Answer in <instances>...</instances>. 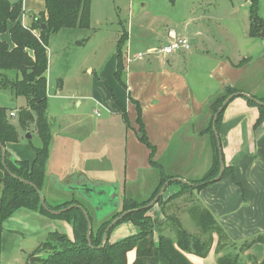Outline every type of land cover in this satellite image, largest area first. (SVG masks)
<instances>
[{
  "label": "crops",
  "instance_id": "obj_1",
  "mask_svg": "<svg viewBox=\"0 0 264 264\" xmlns=\"http://www.w3.org/2000/svg\"><path fill=\"white\" fill-rule=\"evenodd\" d=\"M17 1L22 3L24 14L19 21L24 26L30 25L29 14L44 11L42 0ZM156 4L178 13L177 17L165 14L157 24L140 22L139 28L123 29L124 85L114 77L117 42L108 74L90 82L99 115L94 109L89 115L70 112L50 124L52 139L41 197L52 206L75 199L100 224L121 207L125 197L140 201L150 196L161 173L150 164V149L139 139L136 104L154 147L152 160L171 176L170 181L201 178L214 156L213 139L207 131L212 119L209 105L226 87H233L240 94L223 108L217 130L223 167L232 169L233 178L220 177L166 201L179 190L178 184L168 182L162 193L165 203H155L148 213L154 223V240L159 229L168 226L166 216L175 214L183 226L194 227L197 236L204 238L189 214L194 208L211 213L223 235L221 240L217 233L211 235L205 256L185 253L194 264H218V258L229 254L236 256L238 264H264V121L256 125L258 108L247 100L264 98V43L247 34L250 0H158ZM259 13L264 17V0L258 1ZM171 36L187 37L190 50L136 57L138 52L166 44ZM76 105H81L80 100ZM30 128L35 129L30 124L28 133ZM11 143L6 150L13 160L33 159L15 156ZM2 176L0 169V179ZM76 184L114 185L121 204L99 218L92 208V214L89 211L93 204L88 191L67 188ZM1 188L0 184V195ZM120 225L114 227L115 234L110 232V242L135 233L131 222ZM53 231L72 237L69 221L17 208L2 223L0 264H24L27 255ZM134 256L132 253L130 260Z\"/></svg>",
  "mask_w": 264,
  "mask_h": 264
},
{
  "label": "trees",
  "instance_id": "obj_2",
  "mask_svg": "<svg viewBox=\"0 0 264 264\" xmlns=\"http://www.w3.org/2000/svg\"><path fill=\"white\" fill-rule=\"evenodd\" d=\"M44 11L33 18L29 26H23L19 21L22 12L20 1L10 2L0 0V35L8 34L10 42L0 39V88L10 90L14 96H23L26 105L20 110L19 127L27 129L30 124L39 135L41 145L34 147L32 160H13L6 150V144L15 142L18 138L16 128L8 122L4 108L0 107V169L3 176L0 179V236L3 221L17 208L26 207L38 210L40 213L69 221L72 226V237L65 233L53 231L48 234L34 252L27 255L24 264H127V254L134 250L135 256L131 264H194L185 256V253H195L205 256L212 243L211 235L217 233L219 239L223 235L220 226L209 211L198 208L191 209L195 213L200 232L204 238L192 235L179 226L176 239L165 234L153 238L152 218L147 215L150 207L145 204L153 199L160 191L161 186L169 180V184L179 185V190L167 198L169 201L191 189H199L214 181L220 170V158L217 141L212 129V119L207 128L213 139L214 156L212 165L199 179L192 180V184L179 180L170 181L161 166L152 160L154 147L148 141L144 132L140 116V107H137V123L139 125V139L150 149L149 162L160 173V182L153 192V196L144 203L125 197L122 200L121 211L111 219L127 211L116 224L108 231L106 228L111 220L100 222L95 231L90 229L87 238L90 216L84 206L77 200L63 202L52 206L48 203L44 207L41 203L40 188L42 186L45 168L48 162L51 145V131L48 123L47 108V79L48 68L47 45L52 33L64 28H87L90 23L91 0H42ZM174 2V0H169ZM34 30H38V34ZM248 36L260 38L264 43V17L258 14V0H250L248 6ZM125 41V32L116 45V68L114 77L124 85L122 75L124 71L122 46ZM11 43V46H10ZM14 70L20 76L10 81L4 71ZM236 88L226 87L216 96L209 105L212 118L225 99L236 93ZM114 101L120 105L113 96ZM247 98L248 104L256 106L259 111L256 125L264 121V98ZM218 114L215 127L218 130L222 113ZM124 116V115H123ZM125 117V116H124ZM232 176V169L224 166V176ZM233 178V176H232ZM155 203L163 204L162 195ZM73 204L69 209L53 213L61 208ZM122 222H131L136 232L119 240L110 242L109 235L113 227ZM106 233V240L104 234ZM264 242V241H263ZM218 264H238L236 256L232 254L218 258Z\"/></svg>",
  "mask_w": 264,
  "mask_h": 264
},
{
  "label": "rangeland",
  "instance_id": "obj_3",
  "mask_svg": "<svg viewBox=\"0 0 264 264\" xmlns=\"http://www.w3.org/2000/svg\"><path fill=\"white\" fill-rule=\"evenodd\" d=\"M156 2H158V0H91L89 27L64 28L50 35L47 45L48 70L46 72V115L49 125L54 122H60V119L66 118L64 115L70 112L72 114L81 113L83 115H89L91 109L101 112V109L95 104L96 98L90 90V82L98 79L100 76L102 77V73H105V75L108 74L112 66L111 59L115 52V45L123 29L127 30L128 27L139 28L140 22L157 24L159 22L158 20H163H161L159 16L164 17L165 14L168 18L177 17L178 13H175L173 10L166 11L161 5L156 4ZM145 3L147 4L144 7L135 9V6H140ZM151 8H154V12H152ZM215 9L216 8L213 7V10ZM153 13L156 15H153ZM38 15L39 13L29 14L30 24L33 18ZM259 15L261 16L260 13ZM157 26L159 27V24ZM34 31L38 34V30ZM7 35V33L0 35V39L9 40ZM4 73L10 81H15L20 76L16 71L11 69L4 71ZM85 96H91L93 100L89 101V98ZM77 100H80L81 105H76ZM25 104L26 100L23 96H14L10 90L0 88V107L4 108L8 122L16 128L18 133L17 140L9 145L10 149L15 156L19 158H24L25 156V158L30 159L34 157V147L40 146L41 142L35 129L30 128L31 132L29 134L31 137L26 138V129L23 130L19 127L20 110ZM92 106L93 108H91ZM11 112L14 113L13 116L10 115ZM168 181L169 180L166 182L168 183ZM184 183L192 184L191 181ZM115 190L116 188L114 185H102L101 187L93 188L90 195L94 201H99L101 204H99V206H90V213L92 214L93 210L96 212L97 217H99L106 211L116 206L119 207L121 204V196L119 195V190H116L117 194H115ZM152 196L153 193L146 199L138 202L144 203ZM153 199L145 204L147 207H150L148 212L151 207L155 205ZM90 208H92V210ZM119 211H121V207L104 219L111 220V223L116 218H119L117 220L119 221L127 212L125 211L114 219H111L114 215L118 214ZM148 212L147 215L150 216ZM189 215L191 218H196L195 215L194 217L191 214ZM90 216L92 231H95L99 221L95 220L93 214ZM166 219H168V226L159 229V234H165L170 237L173 236L176 239V231L178 229L180 230L179 226H177L178 224L189 234L198 235L194 227L188 226L187 224L183 226L181 221L176 217V214L168 218L166 216ZM117 221L113 223V225L116 224ZM120 224L116 225L117 229ZM122 226L123 225H120V227ZM107 228L109 229L110 227L108 226ZM107 228L106 231H108ZM117 229L113 227L111 234H115ZM195 229H198V227ZM132 253L134 254L135 251L132 250L131 253L127 254V264L133 262V260H130Z\"/></svg>",
  "mask_w": 264,
  "mask_h": 264
},
{
  "label": "water",
  "instance_id": "obj_4",
  "mask_svg": "<svg viewBox=\"0 0 264 264\" xmlns=\"http://www.w3.org/2000/svg\"><path fill=\"white\" fill-rule=\"evenodd\" d=\"M10 2H16L17 0H9ZM135 8H136V6H135ZM240 93H238V92H236V93H234V94H232V95H230V96H228L226 99H225V101L222 103V105L217 109V111L214 113V116H213V120H212V126H213V132H214V134H215V137H216V141H217V146H218V151H219V158H220V170H219V173H218V175L214 178V180H218L221 176H222V174H223V162H222V157H221V153H220V145H219V139H218V136H217V129H216V127H215V123H216V120H217V117H218V114L220 113V111L226 106V104L229 102V100L233 97V96H237V95H239ZM254 101H256V102H258V103H263V102H260L259 100H256V99H254ZM31 136H30V134L27 132V134H26V138H30ZM179 181H182V180H179ZM77 186H68L67 188L68 189H78V190H82V189H84V191L86 192V191H88L89 193H88V195H87V197H89L90 198V200H91V203L93 204V205H98L99 206V204H101V203H99V201H94V199H92V197H91V195H90V192H91V190L93 189V188H95V187H88V186H80V185H78V184H76ZM167 185V182L166 183H164L163 185H162V187H161V189H160V191L157 193V195L154 197V199H153V203H155L157 200H158V198L161 196V194L163 193V191H164V189H165V186ZM99 187V186H98ZM115 194H117L116 193V190H115ZM41 203H42V205L44 206V207H46V204H45V202H44V199H42V197H41ZM72 205H70V206H68V207H66V208H63V209H60V210H56V211H51V212H53V213H59V212H62V211H65V210H67V209H69L70 207H71ZM109 211V210H108ZM107 212V211H106ZM104 215V213L103 214H101L100 216H99V218L100 217H102ZM119 218H116L110 225H109V227H111L112 225H113V223H115L117 220H118ZM108 229V228H107ZM89 235H90V223L88 222V232H87V238L89 239ZM104 240H106V233L104 234Z\"/></svg>",
  "mask_w": 264,
  "mask_h": 264
},
{
  "label": "built area",
  "instance_id": "obj_5",
  "mask_svg": "<svg viewBox=\"0 0 264 264\" xmlns=\"http://www.w3.org/2000/svg\"><path fill=\"white\" fill-rule=\"evenodd\" d=\"M21 14H24L23 9H22ZM190 48H191V43L187 37L171 36V39L166 44L161 45V46L156 47V48H153V49H150L145 53L144 52H138L136 57L138 59H142L145 55H152V54L170 55V54H172L174 52H178V51H188V50H190ZM95 113L97 115H99V113L97 111H95ZM10 115L13 116L14 113L11 112Z\"/></svg>",
  "mask_w": 264,
  "mask_h": 264
}]
</instances>
